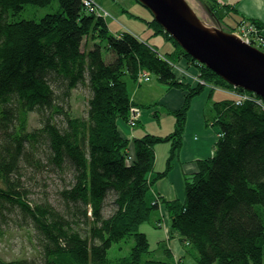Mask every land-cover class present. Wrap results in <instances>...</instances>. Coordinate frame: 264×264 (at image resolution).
<instances>
[{"label":"trees","instance_id":"obj_1","mask_svg":"<svg viewBox=\"0 0 264 264\" xmlns=\"http://www.w3.org/2000/svg\"><path fill=\"white\" fill-rule=\"evenodd\" d=\"M208 7L219 23L228 15ZM247 22L261 31V23ZM147 23L172 51L131 31L114 35L85 0H0V222L36 228L39 243L31 259L0 264H160L145 259L151 243L139 229L165 202L149 192L170 173L192 98L203 91L188 92L174 112L175 134L124 137L119 125L140 106L124 76L138 81L149 72L170 88L183 86L169 62L195 61L154 18ZM205 69L206 81L248 93ZM77 91L89 96L87 118L71 112ZM252 98L215 102L212 121L222 135L215 155L200 161L184 202H165L198 264H264V100ZM32 114L40 125L30 130ZM166 142L174 149L158 171L156 147ZM57 179L68 186L49 198V182ZM127 239L136 244L134 255L113 261L111 244Z\"/></svg>","mask_w":264,"mask_h":264},{"label":"rangeland","instance_id":"obj_2","mask_svg":"<svg viewBox=\"0 0 264 264\" xmlns=\"http://www.w3.org/2000/svg\"><path fill=\"white\" fill-rule=\"evenodd\" d=\"M93 2H94V6L90 8L92 14H96L99 17H101L103 20L107 21L109 23L110 30L114 35L121 34L123 31H127V32L131 31L135 35H138L143 39L149 40L151 43L156 44L160 52L166 53L170 50L172 51V44L167 42L166 39H164L161 35L153 37V31L151 29H148V23H147L150 20H153V18H151L152 17L151 13L147 11L140 3L136 2L135 0H93ZM187 3L193 8L197 16H199L201 20L205 21L209 26L220 28L221 30L231 34H235V32H237L240 29L241 25L247 22L246 20L245 21L242 20L241 25H235L234 26L235 29H230L233 27L232 24H235L238 21L236 20L234 22V20L231 17H229V15H226L223 17L224 19L223 22L219 23L218 19H215V17L210 14V10L208 7V5H214V6L216 5L219 8H221L222 11H225L224 9L229 8V5L223 6V4L218 5L213 1L212 3H209L206 1L203 2V0H187ZM33 8L35 9V10L33 9L34 14H37L40 13L41 11L43 13L47 11L52 12L56 9V6H52L51 8H47V9L44 8L38 9L35 7ZM232 8L233 7H231L230 10L234 12L235 8L233 9ZM97 10L98 13L97 12L95 13V11ZM261 32L264 34V26H262ZM248 35L251 37L250 40H254L255 42V39L257 38L256 36L257 34L252 32V33H248ZM261 47L264 49V46ZM194 60L196 62L195 61L191 62L190 59H186L183 57V60L179 61L178 63H173L168 61L170 63L171 68L176 72L177 81L183 84V86H174V87L182 92L181 96H183L184 100L185 97H189L188 92L190 91L191 92L195 90L203 91L192 98L191 106L196 98L205 97L206 100L209 99L211 101L208 107L206 102H202V108L204 111L206 110V112H209L211 107L214 108V104L217 100L235 99V101L237 100L239 102H243L242 98L240 96H237L234 90L223 88L215 84L214 81H210V80L206 81L205 76L207 74V71L205 67L207 69L209 68L206 65H203L200 62H198L196 59ZM186 74H188L190 78L188 79L189 81L184 79L186 77ZM217 76L220 79H222L219 75ZM147 78L151 79L150 83H148L149 81L148 82L146 81L147 83L143 84V81ZM124 81L127 83L128 86V94H130L132 100L135 103L140 105L139 107H137L140 110L139 120L141 121L143 119L144 114H148V113L151 114L152 117V118H148L147 120L149 121H147V123L145 124L143 121L139 122L138 126L141 127V129H136V132H139L140 135H142L143 137L146 134L162 137L163 135H160L161 132L159 128L163 130V133H165L169 127V124L167 123H170L171 121L174 120L175 128H172L173 130L171 131H169L170 130L169 129L168 133H166L165 136L172 133L175 134L177 126H176V121H175L176 118L174 112L182 109L184 107L185 102L183 101L184 102L183 105L175 110H172L168 106L164 104L162 105V103L159 102L161 98L166 94L165 92L166 90L171 91L169 89L170 86H168L163 82H160L157 76L155 75L150 76L149 72L143 74L142 76L140 75L138 81H133L131 75H126L124 76ZM73 96L74 97L71 106L73 107V111H71L73 116L87 118L89 111L88 110L89 96L87 95L86 91H77L73 94ZM155 105L157 106V108ZM159 106H161L160 109ZM191 106L189 107L188 112L186 114L187 115L186 128L185 131L183 132L184 135L183 137L179 138V140L177 141V143H179L180 145L177 149L178 152H181L184 147V137L186 135V129L188 125L187 121L190 113L189 111L192 108ZM150 107L153 108L151 109ZM133 108H136V106H134ZM156 111H158V113L161 112L159 118H156V116H154V112ZM30 120H31L29 126L30 130L39 127L40 124H39V120L37 119V114H32ZM209 125L212 128H215V130H218L219 125L218 127H216L214 121L209 122ZM145 130L146 133L144 134ZM121 132H122V128H121ZM221 137L222 135L218 133L217 140H219V138ZM159 146L161 147L166 146L169 149L173 147V145H171V143L169 142H166L165 144L161 143L159 144ZM161 147L158 148L160 149ZM215 150H216V145L214 146V150L212 153L213 156L215 155ZM156 157H157V152H156ZM159 157H160V162L159 165L157 166L158 171L162 169L161 164L162 163L165 164L167 160V159L164 160L166 157L163 156V152H161ZM200 167L198 171L195 172V174L199 173ZM191 176H193V174H188V176H186V178L184 179L183 187L185 188V190H184L183 198L181 199V197L179 196V197L171 198V200L168 201L165 200V202H174V201L181 203L184 202L186 199L185 194L187 190L186 188L187 182L188 180H190ZM49 184L52 187L50 190L47 191V193L49 194V198L54 195L53 193L55 192V187L59 189H63L68 186V182L65 183L61 180L59 181L58 179L55 180L54 183L49 182ZM155 187L152 188V190L149 192L148 195L149 198L153 201L157 200L155 198H159L158 195H160L159 193L158 195H156V192H153V190H155L154 189ZM36 190L38 191V189ZM171 190L175 192L176 189L174 186H172ZM31 199L39 202L40 195L31 194ZM160 202L161 200L159 201V204ZM165 202L161 203L160 209L158 208L157 212L153 213L151 217L147 219L146 223H144L139 229L140 232L142 231L145 234L149 235L148 238H149V242L151 243L149 250L152 251L149 252L148 250L149 254L148 256L145 257V259L150 258L151 260L156 261L157 263L160 264H164L163 262L165 261L170 264H198L200 258L198 251L190 243V241L182 237L181 232L173 228L170 211L168 210V208H166ZM111 211L112 209L109 208L107 213ZM111 214L112 213L107 215L110 216ZM0 221H2L1 217H0ZM36 234H37L36 228H31V227L27 228L24 227V225L21 227V226H16L15 224L4 225L2 224V222H0V258L5 261H10L14 259L20 260L23 258L31 259L32 257L36 256L39 250V248H37V246H39L38 245L39 243L37 241ZM111 245L112 247L110 248L111 250H109V255L113 261L123 260L127 256L129 257L134 255L133 248L136 244L131 239L123 240L121 242H116V243L114 242ZM215 264H219V263H215Z\"/></svg>","mask_w":264,"mask_h":264},{"label":"water","instance_id":"obj_3","mask_svg":"<svg viewBox=\"0 0 264 264\" xmlns=\"http://www.w3.org/2000/svg\"><path fill=\"white\" fill-rule=\"evenodd\" d=\"M188 55L235 88L264 99V52L209 26L187 0H137Z\"/></svg>","mask_w":264,"mask_h":264},{"label":"crops","instance_id":"obj_4","mask_svg":"<svg viewBox=\"0 0 264 264\" xmlns=\"http://www.w3.org/2000/svg\"><path fill=\"white\" fill-rule=\"evenodd\" d=\"M205 1L209 3H212L213 1L218 5H229L235 8L234 12H232L230 8L224 9V12L228 14L229 17L234 20V22L236 20L238 21L237 23L232 24L233 27L242 20L257 21L264 26V0H203V2ZM140 38L142 40H146L142 37ZM165 92L166 94L159 101L162 103V105L164 104L172 110L178 109L183 105L184 99L183 96H181L182 92L180 90L173 88L171 91L166 90ZM202 102H206L208 107L211 101L209 99L206 100L205 97H199L193 101L187 121L188 125L186 129V135L184 137V147L181 152H177L176 158L172 163V168L170 170V173L167 175V178L156 184V187L154 186L155 190L153 192H156V195L157 193H161L166 201L179 196L182 199L185 190L183 184L186 176H188V174H195V172H197L200 167V161L209 159V157L213 156L212 153L214 150V146L217 144L216 141L218 131L209 125V119L212 118L215 114L213 111V107L210 108L209 112H206V110L204 111L202 108ZM148 118H152L151 114H144L141 121H143L145 124L147 123V121H149L147 120ZM167 124H169V127L165 133H163V130L159 128L161 132L160 135L165 136V134L168 133L169 129V131H171L173 130L172 128H175L174 120ZM120 126L122 128L123 135L128 137L129 139L143 137L139 132H136V129H141V127L139 126L135 129H131V127L128 126L127 123H121ZM145 133L146 130L144 131V134ZM158 147L161 146L157 145L156 147V168L160 162L159 155L161 154V152H163V156L166 157H164V160H166L169 158V154L171 151V148L169 149L166 146H162L160 148L161 150ZM163 164L164 163L161 164L162 169L166 168V163L164 165ZM172 186L175 187V192L171 190Z\"/></svg>","mask_w":264,"mask_h":264},{"label":"built area","instance_id":"obj_5","mask_svg":"<svg viewBox=\"0 0 264 264\" xmlns=\"http://www.w3.org/2000/svg\"><path fill=\"white\" fill-rule=\"evenodd\" d=\"M85 6L87 7L88 10H90V8L92 6H94V2L93 0H86L85 1ZM91 11V10H90ZM95 12H98L95 11ZM92 13V12H91ZM258 31V32H257ZM255 33L257 34V38L254 40H250L251 37L248 35V33ZM236 34L245 42L247 43H253L254 45H260V46H264V34L259 32V30L257 28H255L253 25L248 24L247 22H245V24L241 25L240 29L236 32ZM150 78L145 79V81H149ZM139 112L140 110L138 108H133L131 110V119H130V123L129 125L132 126V128H136L138 121H139Z\"/></svg>","mask_w":264,"mask_h":264},{"label":"bare ground","instance_id":"obj_6","mask_svg":"<svg viewBox=\"0 0 264 264\" xmlns=\"http://www.w3.org/2000/svg\"><path fill=\"white\" fill-rule=\"evenodd\" d=\"M136 2H138L137 0H135ZM139 3V2H138ZM145 8V7H144ZM146 9V8H145ZM147 11H149L150 12V10L149 9H146ZM152 18V17H151ZM248 24H250V25H253L252 23H250V22H248ZM254 26V25H253ZM255 27V26H254ZM256 28V27H255ZM220 29V28H219ZM112 32V31H111ZM124 32V31H123ZM259 32H261V31H259ZM262 33V32H261ZM234 35H237L236 34V32H235V34ZM238 36V35H237ZM142 40V39H141ZM243 42H245V41H243ZM245 43H247V42H245ZM247 44H249V45H252L253 47H255V48H259L261 51L262 50H264L260 45H254L253 43H247ZM262 52H264V51H262ZM142 76V75H141ZM185 80H188V79H190L189 78V76H188V74H186V77L184 78ZM151 80V79H150ZM189 81V80H188ZM148 82V81H147ZM147 82H144V83H147ZM143 83V84H144ZM148 83H150V82H148ZM173 88H175V87H173ZM173 88H169L170 90H172ZM239 88V87H238ZM237 88V89H238ZM244 90V89H243ZM246 91V90H245ZM247 92V91H246ZM252 92H248V93H241V94H236L237 96H240L241 98H242V100H243V102H248V101H250V100H254L252 97L255 95V96H257L256 94H254V93H252ZM258 97V96H257ZM261 98V97H260ZM137 108V107H136ZM161 108V106H159V109ZM210 120V122H212V118H210L209 119ZM139 122H140V120L138 121V124H137V127H138V125H139ZM129 123L130 122H128V126H130L129 125ZM131 127V126H130ZM136 127V128H137ZM132 129V128H131ZM133 129H135V128H133ZM217 142V141H216Z\"/></svg>","mask_w":264,"mask_h":264}]
</instances>
